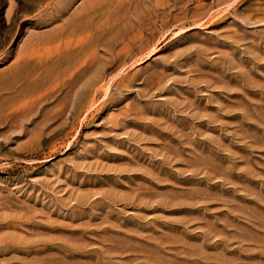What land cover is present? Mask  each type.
<instances>
[{
	"label": "rangeland",
	"instance_id": "1",
	"mask_svg": "<svg viewBox=\"0 0 264 264\" xmlns=\"http://www.w3.org/2000/svg\"><path fill=\"white\" fill-rule=\"evenodd\" d=\"M0 264H264V0H0Z\"/></svg>",
	"mask_w": 264,
	"mask_h": 264
}]
</instances>
